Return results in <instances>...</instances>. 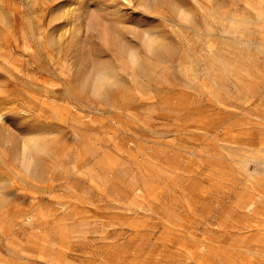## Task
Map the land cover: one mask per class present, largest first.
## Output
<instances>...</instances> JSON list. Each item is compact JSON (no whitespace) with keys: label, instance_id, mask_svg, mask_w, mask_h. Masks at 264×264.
I'll return each instance as SVG.
<instances>
[{"label":"rangeland","instance_id":"1","mask_svg":"<svg viewBox=\"0 0 264 264\" xmlns=\"http://www.w3.org/2000/svg\"><path fill=\"white\" fill-rule=\"evenodd\" d=\"M217 1L90 0L103 37L65 0H0V115L46 147L27 172L0 131V264H264V0ZM83 57L124 70L108 98Z\"/></svg>","mask_w":264,"mask_h":264},{"label":"bare ground","instance_id":"2","mask_svg":"<svg viewBox=\"0 0 264 264\" xmlns=\"http://www.w3.org/2000/svg\"><path fill=\"white\" fill-rule=\"evenodd\" d=\"M70 2H67L65 0V2H67L68 4L71 3V4H74L77 6V10H81V13L80 15L78 16V20H83L84 21V26L86 28V32H89L90 30L92 31H99L100 32V35L103 36V37H106L108 35V30L106 29V27L104 26V24H101L99 23L98 17H95L92 13V10L94 8H92L91 10V7L93 5H91V2L90 0H69ZM92 1V0H91ZM93 1H96V0H93ZM131 1V0H130ZM159 0H140V4L142 6H148L149 4H155L158 3ZM191 1V0H190ZM195 4L199 5L200 4V0H192ZM204 1H207L209 3H212L213 2V6L214 5V0H204ZM231 1V0H230ZM99 2V1H98ZM171 2V1H169ZM168 4H172L169 3ZM216 2H218L216 0ZM62 3V2H61ZM105 3V2H104ZM189 3V2H188ZM192 3V2H191ZM52 4V3H51ZM95 4V3H94ZM107 4V2H106ZM216 4V3H215ZM184 5H187L189 6L188 4H184ZM193 5V3H192ZM185 6V7H187ZM212 6V7H213ZM234 6V4H233ZM98 7V6H97ZM178 7V5H177ZM181 7V6H180ZM184 7V8H185ZM96 8V7H95ZM196 8V7H195ZM210 8V7H209ZM208 8V9H209ZM233 8V7H232ZM97 9V8H96ZM190 10V8H188ZM192 9V8H191ZM205 9V8H204ZM226 9H228L226 7ZM95 10V9H94ZM175 12H176V17L178 16L180 19H185L186 21H189L187 19H190V16L191 14L187 13L185 11V9H173ZM197 10V8H196ZM192 11V10H190ZM198 11V10H197ZM196 11V13H197ZM209 11V10H208ZM207 11V12H208ZM224 11V10H223ZM94 12V11H93ZM194 12V11H193ZM212 14L213 12L210 11ZM77 13V12H76ZM209 13V12H208ZM215 13V12H214ZM175 14V13H174ZM216 15V14H215ZM97 16V15H96ZM214 16V14H213ZM212 16V17H213ZM218 17V16H217ZM214 18V17H213ZM223 18V16H222ZM218 19V18H217ZM184 21V20H183ZM193 21V20H192ZM134 29V27H133ZM136 29V28H135ZM149 29V28H148ZM148 29H144L141 31V33L136 30H132V36H139L140 37V42L144 48V50L146 51V53L148 54H154L160 46L162 45H159V37L154 34L152 31L148 30ZM83 30V29H82ZM62 31V30H61ZM80 31V28H78L77 30V33H79ZM59 32V31H58ZM83 32V31H82ZM98 33V32H97ZM116 33V32H115ZM85 34V33H84ZM93 34V33H92ZM55 35V34H53ZM95 34H93L94 36ZM156 35V36H155ZM114 36V34H113ZM131 36V35H130ZM131 36V37H132ZM163 36V35H162ZM161 36V38H162ZM54 37V36H53ZM124 37V36H123ZM56 38V37H55ZM82 38V37H81ZM115 39V36L113 37ZM88 39V38H87ZM127 40H130V39H121V38H117L116 36V39L114 40V46L117 50V52L119 53V55L121 56L120 58L123 59V63L127 66H129L131 69H134V70H140L142 71V73H147V69L148 66H147V61H146V58H144L143 56L140 55L138 49L136 47L133 46V44H131L132 41H127ZM135 40V38H134ZM137 40V39H136ZM82 41V44H83V39L81 40ZM91 41V39H90ZM138 41V40H137ZM166 41V40H165ZM59 42V41H58ZM78 43V42H77ZM81 43V42H80ZM86 44V43H85ZM76 46V45H75ZM79 46V45H78ZM61 47V46H60ZM81 48V47H80ZM84 48V46H83ZM82 48V49H83ZM85 48H86V45H85ZM162 48H164V46H162ZM61 49V48H60ZM141 49V48H140ZM85 50V49H84ZM161 50V49H160ZM159 51V50H158ZM168 52V51H167ZM83 53V52H82ZM86 53V52H85ZM159 53V52H158ZM163 53V52H162ZM166 53V52H165ZM87 54V53H86ZM147 54V55H148ZM58 55V54H57ZM157 55V54H156ZM87 58V56H86ZM118 58V57H117ZM152 58V57H151ZM156 58V57H155ZM159 58V57H158ZM157 58V59H158ZM163 58V57H162ZM78 62V60L76 61ZM96 62V61H95ZM98 63V62H97ZM108 63V62H107ZM122 63V62H120ZM96 64V63H95ZM101 64L102 65H105L106 64L104 63H101L100 62V66H99V69H95L92 68L93 66H90L89 63H87V61L85 60V58L83 57V60L81 61V69H80V73H79V83L81 85L82 88H86L87 86L90 87L92 93L96 96H105L108 98L107 96V90L109 89L110 90V87L112 88V86H116L118 87L117 85L118 84H122L123 81H124V75H125V72L124 70L122 69H119L117 68L116 66H114L113 64L114 63H111L112 65H109L107 67H101ZM149 64H150V61H149ZM76 65V64H75ZM97 65V64H96ZM116 65V64H115ZM121 65V64H120ZM123 66V65H122ZM77 67V66H76ZM141 73V72H140ZM125 85V84H123ZM122 87V86H121ZM88 89V88H87ZM86 89V90H87ZM90 91V92H91ZM111 92V91H110ZM106 97H103L106 98ZM5 120L4 117L2 115H0V131H1V135L4 136V143H5V146H8L11 151H12V158L14 161L18 162L19 166L21 168H23L24 170H26L27 172H32L34 174V172L38 169L35 170V166L37 165L36 164V156L38 154H40L41 152H44L45 151V148L44 146L40 145V141L39 143L36 141V137L39 138L38 136L42 135V132L41 131H29V133L27 132V138L28 140H21L19 142V138H17L18 140H15L16 137H12V140L10 139V132H9V125L8 124H5V122L3 121ZM26 135V133L24 134ZM12 136V135H11ZM43 137V136H41ZM15 138V139H14ZM14 139V140H13ZM24 139V138H23ZM40 140V139H39ZM43 140V139H42ZM41 142H45V141H42ZM45 140V139H44ZM17 143H15V142ZM46 143V142H45ZM47 145V144H46ZM6 148V147H5ZM48 148V147H47ZM46 152V151H45ZM40 155H43L42 153ZM39 164V162H38ZM38 173V171H37ZM32 175V174H30ZM38 175V174H37ZM33 176V175H32Z\"/></svg>","mask_w":264,"mask_h":264},{"label":"snow or ice","instance_id":"3","mask_svg":"<svg viewBox=\"0 0 264 264\" xmlns=\"http://www.w3.org/2000/svg\"><path fill=\"white\" fill-rule=\"evenodd\" d=\"M124 3L127 4L128 3V0H124Z\"/></svg>","mask_w":264,"mask_h":264}]
</instances>
